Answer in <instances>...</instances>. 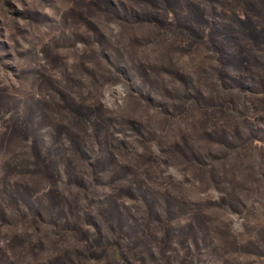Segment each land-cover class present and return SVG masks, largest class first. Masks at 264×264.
Returning <instances> with one entry per match:
<instances>
[{
	"label": "rangeland",
	"instance_id": "1",
	"mask_svg": "<svg viewBox=\"0 0 264 264\" xmlns=\"http://www.w3.org/2000/svg\"><path fill=\"white\" fill-rule=\"evenodd\" d=\"M0 264H264V0H0Z\"/></svg>",
	"mask_w": 264,
	"mask_h": 264
}]
</instances>
